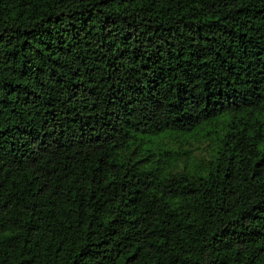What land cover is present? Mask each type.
Listing matches in <instances>:
<instances>
[{"label": "trees", "instance_id": "16d2710c", "mask_svg": "<svg viewBox=\"0 0 264 264\" xmlns=\"http://www.w3.org/2000/svg\"><path fill=\"white\" fill-rule=\"evenodd\" d=\"M0 264H264V0H0Z\"/></svg>", "mask_w": 264, "mask_h": 264}]
</instances>
